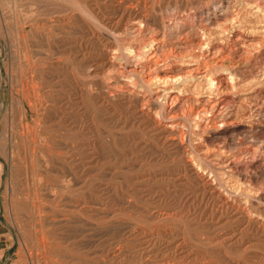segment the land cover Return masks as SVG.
<instances>
[{"label":"rangeland","instance_id":"374dc122","mask_svg":"<svg viewBox=\"0 0 264 264\" xmlns=\"http://www.w3.org/2000/svg\"><path fill=\"white\" fill-rule=\"evenodd\" d=\"M0 74V264H264V0H0Z\"/></svg>","mask_w":264,"mask_h":264},{"label":"bare ground","instance_id":"6f19581e","mask_svg":"<svg viewBox=\"0 0 264 264\" xmlns=\"http://www.w3.org/2000/svg\"><path fill=\"white\" fill-rule=\"evenodd\" d=\"M30 9H31V8H30ZM19 18H20V17H19ZM26 20H27V19H26ZM50 20H51V19H50ZM58 21H59V20H58ZM54 22H55V21H54ZM29 23H30V22H29ZM29 23H28V24H29ZM37 23H38V22H37ZM39 23H40V22H39ZM42 23L44 24V22H42ZM45 23H46V21H45ZM52 23H53V22H52ZM21 24H22V22H21ZM28 24H27V25H28ZM48 25H51V24H48ZM48 25H47V27H48ZM39 26H40V25H39ZM20 27H22V26H20ZM42 27H43V26H42ZM34 28H35V27H34ZM52 28H53V27H52ZM22 29H23V28H22ZM25 29H26V28H25ZM50 29H51V26H50ZM54 29H55V28H54ZM38 30H39V29H38ZM51 30H52V29H51ZM41 31H42V30H41ZM43 31H44V30H43ZM55 31H56V30H55ZM57 32H58V31H57ZM27 33H28V32H27ZM42 34H43V32H42ZM52 34H53V33H52ZM48 35H49V34H48ZM50 35H51V34H50ZM56 35H57V34H56ZM23 36H24V35H23ZM41 36H43V35H41ZM34 37H36V36H34ZM50 37H51V36H50ZM50 37H48V38H50ZM51 38H52V37H51ZM42 39H43V38H42ZM30 41H31V40H30ZM59 41H60V40H59ZM42 42H43V41H42ZM46 42H47V41H46ZM53 42H54V41H53ZM27 43H28V42H27ZM30 43H32V42H30ZM60 43H61V42H60ZM44 45H45V44H44ZM49 45H50V44H48V46H49ZM29 46H32V45H29ZM49 47H50V46H49ZM52 47H53V46H52ZM44 54H45V53H44ZM25 55H26V53H25ZM27 55H28V54H27ZM48 55H49V53H48ZM58 55H59V54H58ZM39 56H40V55H39ZM43 56H44V55H43ZM26 57H27V56H26ZM51 57H53V56H51ZM27 58L29 59V57H27ZM27 58H26V60H27ZM32 58H33V57H32ZM34 59H35V58H34ZM49 59H50V58H49ZM35 61H36V60H35ZM33 62H34V61H33ZM29 63H30V62H29ZM34 64H35V63H34ZM47 64H48V63H47ZM30 65H31V63H30ZM50 65H51V64H50ZM41 66H42V65H41ZM27 67L29 68V66H27ZM28 70H29V69H28ZM36 70H38V69H36ZM36 70H35V71H36ZM41 70H42V69H41ZM44 70H45V69H44ZM28 73H29V72H28ZM0 75H1V74H0ZM38 75H39V74H38ZM38 75H37V76H38ZM28 78H29V77H28ZM39 80H42V79H39ZM28 82H30V81H28ZM37 82H38V79H37ZM31 83H32V82H31ZM26 84L28 85V83H26ZM24 85H25V84H24ZM30 86H31V85H30ZM41 86H42V85H41ZM43 86H44V85H43ZM28 87H29V86H28ZM28 87H27V90H28ZM34 87H35V86H34ZM41 88H42V87H41ZM22 89H23V88H22ZM43 89H44V88H43ZM47 89H48V88H47ZM29 90H30V89H29ZM19 91H20V90H19ZM24 91H25V89H24ZM47 91H48V90H47ZM28 92H30V91H28ZM28 92H27V94H29ZM23 93H24V92H23ZM25 93H26V92H25ZM30 93H31V92H30ZM37 93L41 94L40 92H37ZM44 93H45V92H44ZM46 95H47V94H46ZM34 96H35V95H34ZM51 96H52V95H51ZM19 97H20V96H19ZM27 97H28V96H27ZM45 97H46V96H45ZM45 97H44V99H45ZM28 98H29V97H28ZM40 98H41V97H40ZM17 99H18V98H17ZM26 99H27V98H26ZM27 100H29V99H27ZM45 100H46V99H45ZM20 101H22V100H20ZM17 102H18V105H19V101H18V100H17ZM22 103H23V105H24V113H23L22 111H21V112H22L23 114H25V116H27V113H28V107H27V109H26V106H25L24 100L22 101ZM27 103H28V102H27ZM31 103H32V102H31ZM41 103H42V102H41ZM47 103H48V102H47ZM43 104H44V103H43ZM31 105H32V104H31ZM20 106H22V105H20ZM49 106H50V105H49ZM54 106H55V105H54ZM1 107H2V106H1ZM32 107H33V106H32ZM9 108H10V107H9ZM43 108H44V106H43ZM30 109H31V108H30ZM38 110H39V109H38ZM38 110H37V111H38ZM42 110H44V109H42ZM12 111H13V110H12ZM41 112H42V111H41ZM55 112H56V111H55ZM57 112H58V111H57ZM57 112H56V113H57ZM34 113H35V112H34ZM44 114H45V113H44ZM44 114H43V115H44ZM55 115H56V114H55ZM28 117H29V116H28ZM35 117H36V116H35ZM23 118H24V117H23ZM40 118H41V117H40ZM42 118H43V117H42ZM45 121H46V119H45ZM36 122H37V121H36ZM39 122H40V121H39ZM27 124H28V123H27ZM39 126H40V125H39ZM33 128H34V127H33ZM4 129H5V128H4ZM27 129H28V128H27ZM29 129H30V128H29ZM39 129H40V128H39ZM46 133H47V132H46ZM56 138H57V137H56ZM51 139H52V138H51ZM4 140H6V139H4ZM41 140H42V139H41ZM8 141H9V140H8ZM10 142H11V141H10ZM36 142H37V141H36ZM53 142H54V141H53ZM55 142H56V141H55ZM0 143H1V142H0ZM7 143H8V142H7ZM41 143H42V142H41ZM41 143H40V144H41ZM57 143L59 144V142H57ZM5 145H6V144H5ZM5 145H4V146H5ZM9 145H10V144H9ZM42 146H43V145H42ZM5 147H6V146H5ZM54 147H55V146H54ZM54 147H53V148H54ZM35 149H36V148H35ZM56 150H57V149H56ZM8 151H10V150L8 149ZM34 151H36V150H34ZM58 151H59V150H58ZM58 151H57V152H58ZM42 152H43V151H42ZM51 153H52V152H51ZM39 154H40V153H39ZM42 154H43V153H42ZM45 154H46V153H44V155H45ZM9 155H10V154H9ZM36 156H37V155H36ZM9 157H11V156H9ZM53 157H54V156H53ZM37 158H38V157H37ZM9 159H10V158H9ZM52 159H53V158H52ZM10 160H11V159H10ZM12 160H13V159H12ZM43 161H44V160H43ZM46 161H47V160H46ZM37 164H39V163H37ZM37 164H36V165H37ZM12 165H13V164H12ZM34 165H35V164H34ZM41 165H42V164H41ZM41 165H40V166H41ZM47 168H48V167H47ZM35 170H36V169H35ZM50 170H51V169H50ZM47 171H48V170H47ZM31 173H32V172H31ZM31 173H30V174H31ZM46 174H47V173H46ZM48 174H49V173H48ZM0 176H1V174H0ZM35 177H36V176H35ZM37 177H38V176H37ZM39 179H40V177H39ZM42 179H44V177H43ZM40 180H41V179H40ZM42 181H44V180H42ZM61 182H62V181H61ZM71 182H72V181H71ZM59 183H60V182H59ZM63 183H64V182H63ZM40 184H42V183H40ZM67 185H68V183H67ZM67 185H66V186H67ZM71 185H72V184H71ZM50 186H51V185H50ZM52 186H53V184H52ZM63 186H64V185H63ZM63 186H62V187H63ZM59 187H60V186H59ZM62 187H61V188H62ZM51 188H52V187H51ZM51 188H50V189H51ZM57 189H58V187H57ZM57 189H55V190H57ZM52 191H53V190H52ZM54 192H55V191H54ZM58 192H59V191H58ZM51 193H53V192H51ZM55 193L58 194L57 192H55ZM59 193H60V192H59ZM24 198H25V197H24ZM26 198H27V197H26ZM34 200H35V199H34ZM37 201H38V200H37ZM33 205H34V204H33ZM35 207H36V206H35ZM46 232H47V230H46ZM43 236H44V234H43ZM40 238H41V237H40ZM39 240H40V239H39ZM43 240H44V239H43ZM49 240H50V239H49ZM44 241H45V240H44ZM49 242H50V241H48V243H49ZM38 244H39V241H38ZM43 245H44V243H43ZM40 247H41V246H40ZM43 247H44V246H43ZM41 248H42V247H41ZM43 250H44V248H43ZM47 250H48V249H47ZM48 252H49V251H47V254H48ZM50 252H51V251H50ZM38 253H39V252H38ZM51 253H52V252H51ZM38 255H39V254H38ZM42 255H44V254H42ZM49 255H50V254H49ZM21 256H22V255H21ZM43 258H44V257H43ZM50 259H51V258H50ZM53 259H54V258H53ZM48 262H49V261H48ZM50 262H51V261H50ZM22 263H23V262H22ZM49 264H50V263H49ZM156 264H157V263H156Z\"/></svg>","mask_w":264,"mask_h":264}]
</instances>
